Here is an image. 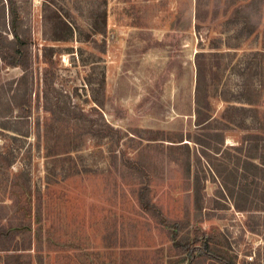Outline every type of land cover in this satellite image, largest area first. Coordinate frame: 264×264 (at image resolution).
<instances>
[{
    "label": "rangeland",
    "instance_id": "1",
    "mask_svg": "<svg viewBox=\"0 0 264 264\" xmlns=\"http://www.w3.org/2000/svg\"><path fill=\"white\" fill-rule=\"evenodd\" d=\"M14 1L30 44L0 59V264H209L190 260L209 238L264 264V219L236 207L264 210V183L238 199L230 173L264 134V0ZM55 11L73 41L50 40Z\"/></svg>",
    "mask_w": 264,
    "mask_h": 264
},
{
    "label": "trees",
    "instance_id": "2",
    "mask_svg": "<svg viewBox=\"0 0 264 264\" xmlns=\"http://www.w3.org/2000/svg\"><path fill=\"white\" fill-rule=\"evenodd\" d=\"M2 13H5V16H8V24L4 23L0 26V59L3 62H6L8 66L10 67H21L22 61L25 57V49L30 44V35L26 34L25 31L22 30L21 25V19L20 14L18 10V5L14 0H5V4H2L1 6ZM101 19L99 22L98 19ZM53 28L51 32L50 40L59 42H69L73 41L76 37V32L74 27L66 21L57 11L54 12L53 16ZM97 22L94 25V33L95 34H104L106 23H107V16L106 12H102L98 14ZM99 28V29H96ZM9 35L12 36L11 39L7 40L6 38H2V33L6 32ZM90 37H88L89 39ZM4 40V41H3ZM92 40L94 44H97V41L95 38L89 39ZM48 48H45V62L48 63L50 60L48 59ZM7 51V53H5ZM50 57V56H49ZM200 91V86H199ZM198 116H200V113H198ZM210 124V123H209ZM264 125V124H263ZM258 130L264 131V127ZM249 142L250 149L245 155V159L243 161L237 162V165H234L235 168L230 170L231 174L235 176V183L239 184V193H243L246 196H252L256 195V190L253 189V186L258 189V185L264 183V134L259 133V131H255L253 133H248L243 138V143ZM262 144V147H261ZM238 151H242L243 147H236L235 148ZM206 157H208V153L203 152ZM254 161H258V163H255ZM242 163V164H241ZM124 164L129 169L137 172L142 180L143 185L139 190V203L141 208L151 214L153 218L158 220L163 225H168L169 221L164 216L161 209H159L151 200L150 192V181H151V174L148 170V168L136 161L131 160L130 158L124 159ZM242 165V168L238 167L239 165ZM248 167H251L248 168ZM241 169L242 173L238 175L239 170ZM189 171H190V163H189ZM217 172L220 174L219 170L217 169ZM235 173V174H234ZM198 177V173H197ZM198 183V180L196 181L195 178V184ZM223 183L226 185L227 189L229 190L230 195L233 198H236V192L231 189V184L226 183L223 181ZM196 187V185H195ZM238 194V199H240ZM249 198V197H247ZM237 209L241 212H252L254 213L253 218L256 220H262L264 219V215H262V212H264L263 209H260V207H241L236 206ZM264 226V220L263 221H257L255 224L250 228V232L253 234H261L260 227ZM12 229L8 230H2L1 235L11 234ZM197 249V248H196ZM190 251V260H194V256L197 252L200 254V258H203L205 261H208L209 264H234L226 255V253L221 249L219 243L216 241V239L209 238L208 240L204 241L203 245L196 250ZM196 252V253H195Z\"/></svg>",
    "mask_w": 264,
    "mask_h": 264
},
{
    "label": "crops",
    "instance_id": "3",
    "mask_svg": "<svg viewBox=\"0 0 264 264\" xmlns=\"http://www.w3.org/2000/svg\"><path fill=\"white\" fill-rule=\"evenodd\" d=\"M0 236H3V237H11V238L13 237V235H12V234H11V235H8V234L1 235V234H0Z\"/></svg>",
    "mask_w": 264,
    "mask_h": 264
}]
</instances>
